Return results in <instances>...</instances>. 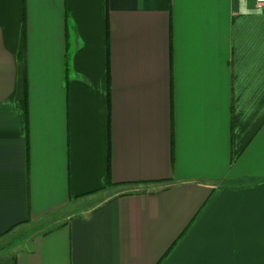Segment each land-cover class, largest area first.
<instances>
[{
    "label": "crops",
    "instance_id": "1",
    "mask_svg": "<svg viewBox=\"0 0 264 264\" xmlns=\"http://www.w3.org/2000/svg\"><path fill=\"white\" fill-rule=\"evenodd\" d=\"M22 229L0 264H264V7L0 0V239Z\"/></svg>",
    "mask_w": 264,
    "mask_h": 264
},
{
    "label": "rangeland",
    "instance_id": "2",
    "mask_svg": "<svg viewBox=\"0 0 264 264\" xmlns=\"http://www.w3.org/2000/svg\"><path fill=\"white\" fill-rule=\"evenodd\" d=\"M34 229H22V230H16L15 232L9 234L3 239H0V250L2 247L11 246L12 249L18 248L21 243V241L27 237H29L31 234L34 233ZM1 254V253H0Z\"/></svg>",
    "mask_w": 264,
    "mask_h": 264
},
{
    "label": "built area",
    "instance_id": "3",
    "mask_svg": "<svg viewBox=\"0 0 264 264\" xmlns=\"http://www.w3.org/2000/svg\"><path fill=\"white\" fill-rule=\"evenodd\" d=\"M255 6L258 9L264 7V0H255Z\"/></svg>",
    "mask_w": 264,
    "mask_h": 264
},
{
    "label": "trees",
    "instance_id": "4",
    "mask_svg": "<svg viewBox=\"0 0 264 264\" xmlns=\"http://www.w3.org/2000/svg\"><path fill=\"white\" fill-rule=\"evenodd\" d=\"M106 182L108 183L109 182V175L107 174V177H106Z\"/></svg>",
    "mask_w": 264,
    "mask_h": 264
}]
</instances>
